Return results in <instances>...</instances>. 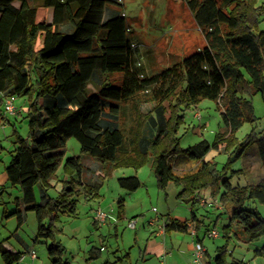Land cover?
Segmentation results:
<instances>
[{
	"label": "trees",
	"instance_id": "1",
	"mask_svg": "<svg viewBox=\"0 0 264 264\" xmlns=\"http://www.w3.org/2000/svg\"><path fill=\"white\" fill-rule=\"evenodd\" d=\"M203 2L206 45L148 75L134 64L124 14L118 11L103 19L107 7L122 6L118 0H0V109L5 97L28 98L27 133L22 136L14 130L4 168L7 181L19 188L21 196L14 210L4 212L15 216L18 225L19 204L35 213V241L44 240L50 264H70L54 237L55 221L59 215H75L77 197L97 198L102 186L101 180L81 182L79 155L64 159L70 137L77 140L81 153L99 163V177L116 167L139 168L149 160L158 189L164 191L169 183L181 186L176 198L189 204L195 230L201 221L194 207L202 191L218 194L220 214L227 216L221 227L226 241L215 248L210 264H228L226 244L231 235L244 243L263 237L253 255L264 258V217L246 206H264V177L241 186L227 176L231 162L253 144L264 168V121L260 131L253 128L242 142L233 138L244 122L256 120L251 95L259 93L264 102V29L257 28L264 6L258 0H219L217 7L216 0ZM117 73L118 80L110 78ZM202 99L216 102L224 131L211 143L201 140L181 148L177 136L181 112ZM143 103H151V109L143 111ZM125 105L133 114L127 126L121 124ZM221 144L229 155L218 169L204 157ZM179 156L198 162V168L176 172L173 162ZM58 170L66 178L57 179L60 189L50 196L47 191ZM116 181L128 192L141 184L136 175L119 176ZM116 214L117 218L123 214V198L116 202ZM190 227L186 220L168 214L163 224L164 232H186ZM21 254L0 242L4 264L17 263Z\"/></svg>",
	"mask_w": 264,
	"mask_h": 264
},
{
	"label": "rangeland",
	"instance_id": "2",
	"mask_svg": "<svg viewBox=\"0 0 264 264\" xmlns=\"http://www.w3.org/2000/svg\"><path fill=\"white\" fill-rule=\"evenodd\" d=\"M118 1L122 3V6L119 9L113 6L107 7L103 19L113 16L118 11L124 14L128 27L127 38L134 48V64L140 65L146 74L160 72L206 45L207 23L202 13L205 5L203 0ZM258 2L264 6V0H258ZM214 5L215 7L220 6L219 0H216ZM50 18L51 9L48 10V20ZM257 28L264 29V14L258 21ZM110 78L116 81L120 78V74H113ZM99 81L100 76L96 74L94 82L97 84ZM251 102L256 120L254 123L244 122L233 134L237 143L242 142L253 128L260 131L263 126L264 102L260 94L251 95ZM14 104L16 109L13 115L5 114L3 108L0 109L5 117L0 119V242L16 250L23 251L25 247H29L35 251L36 261H32L27 256L24 261L15 264H50L44 240L40 238L35 241L37 229L35 213L28 211L23 223L18 225L15 216H5L4 212V209L7 213L14 210L15 201L21 196L19 188L11 186L7 181L4 170L9 160L8 150L14 140L13 132L16 130L22 136L27 133L24 106L27 107L28 98L16 97ZM151 107V103L141 105L143 111H148ZM181 115L183 120L177 134L181 148H186L201 140L211 143L217 133L224 131L220 111L216 102L211 99H202L195 106L184 108ZM132 120V111L128 105H125L121 115V124L127 126ZM74 155L81 157L83 165L96 161L91 156L81 153L77 140L70 137L65 144L64 159ZM228 155V151H225L221 144L218 149H210L204 158L213 161L217 168L221 169ZM198 166V162L187 160L183 156L175 158L173 162L174 170L178 173L195 170ZM231 170L238 171L231 172ZM56 175L60 177L61 170H58ZM128 175H136L140 180V187L134 192H128L117 184V177ZM227 176H230L229 180L233 185L241 186L256 183L264 177V168L255 144L246 150L244 156L231 162ZM54 180L51 181L52 187L47 191L50 196H55L60 189V183L57 179ZM99 180L102 181V186L98 198L85 199L81 195L78 196L76 216L59 215L58 221L54 223L57 228L54 237L63 245L65 249L63 257L67 258L70 264H84L87 260L89 264H104L106 261L109 262L108 264H133L135 261L140 264L138 250L143 247L141 238L144 234L142 232L149 233L148 221L150 219L158 217V222L163 220L162 218H165L167 214L181 220L191 219L189 204L176 198L181 186L169 183L164 191L158 189L149 160L139 168L116 167L107 176L99 177ZM209 190L202 191L201 198L211 204L195 205L194 213L201 221L200 236L204 230L205 233L212 228L219 231V236L216 238L202 237V245L207 247L209 254L213 256L215 248L225 244L226 239L223 237L221 227L227 222V218L225 213L220 214L219 208L212 200V198H218V194L209 192ZM35 193L39 200L37 187ZM119 197L123 198L121 218H117L116 214V200ZM246 206L256 208L264 217L262 204L248 203ZM111 208L113 211H110ZM97 209L109 216L102 226L92 222L93 212ZM129 220H136V230L127 228ZM135 233L139 240L141 239L137 244L133 243ZM182 235L184 239L189 238V234L182 233ZM262 241L263 237L254 242L244 243L231 235L226 244L227 262L236 259L243 264H252L254 258L258 263L263 261L261 257H254L252 252V248L260 245ZM92 247L100 248V254L97 258L87 259L89 249ZM126 253H129L130 258H127ZM0 264H4L1 257Z\"/></svg>",
	"mask_w": 264,
	"mask_h": 264
},
{
	"label": "crops",
	"instance_id": "3",
	"mask_svg": "<svg viewBox=\"0 0 264 264\" xmlns=\"http://www.w3.org/2000/svg\"><path fill=\"white\" fill-rule=\"evenodd\" d=\"M24 108H25L24 111H26L27 107L24 106ZM2 116H3V114H2ZM93 162L94 163L87 164V165L82 164L83 167H82V170L80 173V180L82 183H93V182L99 180L100 166H99V163L97 161H93ZM61 178H66V176L62 174L60 177L59 176L56 177V179H61ZM37 191H38V188H37ZM209 192H211V191L209 190ZM99 195L100 194L98 193V197H99ZM119 199H122V197L117 198L116 202ZM198 204L201 205L200 203H198ZM25 207L26 206L23 204H19V207H18L21 211V217H22L21 223H23L27 212L30 211V210H24ZM218 208H219V212L223 211V209L221 207H218ZM91 209H93V208H91ZM110 211H113L112 208ZM76 214H77V212H76ZM76 214L75 215H69V216L75 217ZM165 218H166V216H165ZM165 218H162L163 220L158 221V222H157L158 217L152 218V219H154V223H151L150 222L151 219H150L148 221L149 233H145L144 231L142 232V234H144V236L146 234V237L143 236L141 238V239H143L142 241H141V239L139 240V237L135 233L133 243L137 244L139 241H141L143 243L142 249L139 248V250H138V256L141 260L140 264H185L186 262H189L191 252H192L193 242L195 240L199 239L201 241V243H203L202 237L207 236V232L205 233V230L202 232V234L200 236V234H199L200 233V227H199V229L195 230V228H194L195 222L192 219H190V220L185 219L187 224L191 225V227L186 232H179V231L164 232L163 224H164ZM174 218H177V217H174ZM226 218H227V216H226ZM92 222H93V224H97L99 226H102L105 223V222L99 223V222L95 221L94 212H93V216H92ZM215 223L216 222H214V225H215ZM114 226H115V224H114ZM200 226H201V224H200ZM127 228H129V227L127 226ZM129 229H132V228H129ZM133 230H136V225L133 228ZM182 233L189 234V238L184 239V236L182 235ZM216 237H209V238H216ZM18 238H19V241H21L20 237H18ZM5 247L12 252L18 251L21 253L29 252L30 250H33V249H29V247H25L24 248L25 250H23V251L16 250L14 247L8 246L7 244H5ZM255 247H257V246H254L252 248V252H253V249H255ZM204 248H205V256H206V259L208 260L212 256L209 254L207 247H204ZM101 249H103V248L101 247ZM117 250L118 249H116V251ZM100 251H101L100 248H95V247L90 248L89 252H88L89 256L87 259H89V257H90V259L91 258H97L100 254ZM214 255H215V253H214ZM126 256H127V258H130L129 253H126ZM28 257L32 261H36V259H37V257L35 259H32L30 256H28ZM234 260L237 261L236 259H234ZM20 262H22V261L18 260L17 263H20ZM231 262L232 261L228 262V264L229 263L232 264ZM86 263L89 264L88 260L84 264H86ZM108 263H109L108 261L104 262V264H108ZM133 264H138V263H137V261H135ZM252 264H264V258H263V261H260L259 263H258L257 259L254 258Z\"/></svg>",
	"mask_w": 264,
	"mask_h": 264
},
{
	"label": "built area",
	"instance_id": "4",
	"mask_svg": "<svg viewBox=\"0 0 264 264\" xmlns=\"http://www.w3.org/2000/svg\"><path fill=\"white\" fill-rule=\"evenodd\" d=\"M15 98L16 97L14 96L5 97L4 105H3V112L5 114H9V115L15 114V109H16L14 104ZM212 200L215 202L217 207H221L217 197L212 198ZM199 203L201 205L211 204V202L206 201L204 198H201ZM108 218L109 216L105 212H102L99 209L94 211L95 221L99 223H104ZM150 222L154 223V219H151ZM135 225H136V220H129L127 223V226L132 229L135 227ZM218 235H219V231H217L216 229H210L207 232L208 237H216ZM27 255L30 256L32 259H35L37 257L35 251L30 250L29 252L22 253L19 258V261H23ZM188 264H210L209 260H207L205 256V248L200 241L195 240L193 242L192 252Z\"/></svg>",
	"mask_w": 264,
	"mask_h": 264
}]
</instances>
